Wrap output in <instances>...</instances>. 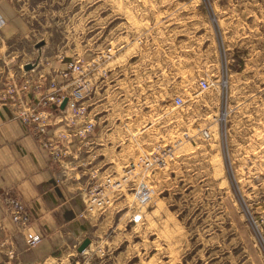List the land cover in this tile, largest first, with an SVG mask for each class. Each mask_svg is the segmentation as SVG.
<instances>
[{"label": "rangeland", "instance_id": "374dc122", "mask_svg": "<svg viewBox=\"0 0 264 264\" xmlns=\"http://www.w3.org/2000/svg\"><path fill=\"white\" fill-rule=\"evenodd\" d=\"M9 6L18 30L0 53L34 63L26 79L40 88L25 90L38 95L24 106L7 101H46L54 159L77 180L80 237L90 239L62 264H264V0ZM88 120L92 130L75 134ZM91 139L103 165L86 160ZM106 177L121 187L86 214L87 192Z\"/></svg>", "mask_w": 264, "mask_h": 264}, {"label": "crops", "instance_id": "0c3cea01", "mask_svg": "<svg viewBox=\"0 0 264 264\" xmlns=\"http://www.w3.org/2000/svg\"><path fill=\"white\" fill-rule=\"evenodd\" d=\"M9 3L10 0H0V12L6 18L0 28V39L4 41H0V52L6 51L5 41L18 30L10 20L13 11ZM12 60L0 53V264L68 259L74 251L78 252V245L86 237H80L84 220L80 216L78 183L28 132L7 101L10 90L25 99L22 106L38 95V92L21 89L23 80L35 75L34 70L23 68L28 60L17 65ZM92 142L89 140L82 149L86 160L100 156L103 165L107 162L102 155L105 148L95 149ZM79 154L75 151L70 155L75 161L73 166L77 165ZM9 194L18 195L28 206L32 215L28 226L19 228L12 222L4 203ZM36 234L39 241L28 245L26 240Z\"/></svg>", "mask_w": 264, "mask_h": 264}, {"label": "built area", "instance_id": "2783aa9c", "mask_svg": "<svg viewBox=\"0 0 264 264\" xmlns=\"http://www.w3.org/2000/svg\"><path fill=\"white\" fill-rule=\"evenodd\" d=\"M31 86L32 88L39 90L40 83L32 85L30 81L26 79L21 84V88L24 91L28 90ZM199 86L201 89H206L209 84L205 79H202L199 81ZM8 97L9 102L13 103L14 105L18 103L19 99H23L20 96H17V92H13V90L9 91ZM62 98L63 97H59L55 93L49 96V100H51L52 102H56L57 105L61 103ZM40 99H42V97L38 98L35 104L32 106L27 105L26 108H22L20 106L15 108L14 113L25 124V127L27 128L28 132L33 134L37 138L39 143L43 147H45V149H47L51 156H53L54 158L56 154V151L54 150V142L57 140V137L55 133H53L54 135L52 137H49V132L47 130L46 123L43 122V117L50 116V113L46 110L44 111L41 108V105H44L46 101L41 102ZM20 101L22 102V100ZM76 102H78L76 99L72 100L71 97H68L65 107L71 105V108L76 110L75 114L80 115V113H83V107L80 104L76 105ZM175 102L176 104L181 105L183 103V100L181 97L177 96L175 97ZM92 127L93 123L88 120L82 125L75 126L73 130L75 134L84 135L90 132L92 130ZM206 135L208 134L206 133ZM144 164L146 166H149L152 164V161L146 159L144 161ZM121 185L122 183L119 179L113 180L111 177H106V179L100 185L92 187L87 192V202L84 207L85 213H92L97 209H102L106 207L110 203V199L105 194V190L112 188L109 190L115 191L120 188ZM4 203L12 222L15 224L16 227H26L32 222V215L28 206L18 195L9 194L5 196ZM39 239V235L36 234L27 239L26 242L28 245L31 246L35 245L39 241ZM32 264H46V261H37ZM52 264H62V261L61 259H54L52 261Z\"/></svg>", "mask_w": 264, "mask_h": 264}, {"label": "water", "instance_id": "95a60500", "mask_svg": "<svg viewBox=\"0 0 264 264\" xmlns=\"http://www.w3.org/2000/svg\"><path fill=\"white\" fill-rule=\"evenodd\" d=\"M41 44H43V42L37 43L36 46H40ZM33 65H34V63H33V64H32V63H26V64L24 65V68L28 70V69L32 68ZM66 102H67V97H64V98L62 99L61 103L59 104V107H60V108H64L65 105H66ZM89 243H90V239H89L88 237L84 238V239L80 242V244L78 245L77 250H78L79 252H82V251L87 247V245H88Z\"/></svg>", "mask_w": 264, "mask_h": 264}]
</instances>
